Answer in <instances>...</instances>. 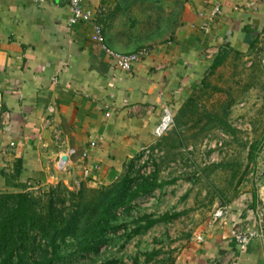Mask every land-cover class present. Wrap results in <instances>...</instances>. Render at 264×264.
<instances>
[{"label":"crops","instance_id":"0c3cea01","mask_svg":"<svg viewBox=\"0 0 264 264\" xmlns=\"http://www.w3.org/2000/svg\"><path fill=\"white\" fill-rule=\"evenodd\" d=\"M123 1L84 0L102 25L98 36L89 22L68 24L71 8L63 0H0V193L119 179L156 141L163 108L175 115L218 53L245 51L264 30V0H187L170 35L125 71L102 47L137 49L111 25ZM216 1L221 12L210 19ZM64 153L67 169L57 163ZM263 184L264 177L254 192L217 201L212 210L222 203L230 214L210 226L211 210L173 264L229 262L236 248L231 228L253 219ZM238 255L264 264V243L252 242Z\"/></svg>","mask_w":264,"mask_h":264},{"label":"rangeland","instance_id":"374dc122","mask_svg":"<svg viewBox=\"0 0 264 264\" xmlns=\"http://www.w3.org/2000/svg\"><path fill=\"white\" fill-rule=\"evenodd\" d=\"M186 2L124 0L113 8L111 25L137 49L150 47L170 35ZM218 55L222 62L208 67L192 97L173 115L171 128L134 156L119 179L93 186L58 182L30 190L39 207L52 198L56 210L69 216L81 190L91 199L125 178L136 190L142 183L153 186L117 208L113 227L97 251H80L78 233L61 244L60 258L52 264H173L180 246L217 201L254 192L264 177L257 163L264 153V30L245 51ZM35 246L41 255L44 240ZM0 264H7L3 250Z\"/></svg>","mask_w":264,"mask_h":264},{"label":"trees","instance_id":"16d2710c","mask_svg":"<svg viewBox=\"0 0 264 264\" xmlns=\"http://www.w3.org/2000/svg\"><path fill=\"white\" fill-rule=\"evenodd\" d=\"M223 60V56H216L211 67H216ZM254 158V154H251ZM133 189L125 178L113 189H101L91 199H87L84 190L78 192L79 201L69 216L62 210H56L54 201L49 199L43 207H39L33 194L27 191L1 192L0 198V252L3 250L7 264H52L60 258L61 244L68 237L79 235V250L82 252L97 251L106 242L107 234L112 229L117 218L116 210L119 206L146 192L153 186ZM13 200V204H8ZM44 240L45 248L37 255L36 242ZM23 257L25 260L22 261ZM39 257L42 260L39 261Z\"/></svg>","mask_w":264,"mask_h":264},{"label":"built area","instance_id":"2783aa9c","mask_svg":"<svg viewBox=\"0 0 264 264\" xmlns=\"http://www.w3.org/2000/svg\"><path fill=\"white\" fill-rule=\"evenodd\" d=\"M42 1V0H36ZM69 4L71 8V14L68 19L69 25H75L80 22H89L92 24L94 31L98 36L102 35V25L97 21L95 15L85 7L84 0H63ZM221 12V2L216 1L211 10L210 19H214ZM103 49L111 56L114 61V65L122 70L129 71L133 64L140 61L142 58L148 56L151 52L150 47H140L139 49L132 52H120L111 49L105 43L102 44ZM174 116L173 111L165 106L163 108L162 116L155 126V135L160 137L164 135L173 125ZM70 156L64 153L58 158V165L62 169H66L69 164ZM230 214L229 206L226 204H219L214 207L210 216V226H214L218 222H221L227 218ZM253 219H242L235 223L231 228V235L236 244L234 250V256L226 264H251L243 262L238 253L242 252L252 242L264 243V205L256 204L254 209L251 211ZM195 238L198 241H202L203 235L197 234ZM216 264V263H212Z\"/></svg>","mask_w":264,"mask_h":264},{"label":"water","instance_id":"95a60500","mask_svg":"<svg viewBox=\"0 0 264 264\" xmlns=\"http://www.w3.org/2000/svg\"><path fill=\"white\" fill-rule=\"evenodd\" d=\"M257 163L259 166L264 168V153L258 155L257 157ZM259 197L262 200L263 204H264V184L260 186L259 190Z\"/></svg>","mask_w":264,"mask_h":264}]
</instances>
